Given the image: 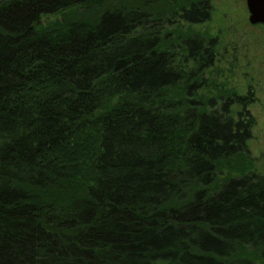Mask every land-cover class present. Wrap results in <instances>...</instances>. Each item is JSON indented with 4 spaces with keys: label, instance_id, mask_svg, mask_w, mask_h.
I'll return each instance as SVG.
<instances>
[{
    "label": "trees",
    "instance_id": "1",
    "mask_svg": "<svg viewBox=\"0 0 264 264\" xmlns=\"http://www.w3.org/2000/svg\"><path fill=\"white\" fill-rule=\"evenodd\" d=\"M197 1L0 0V264H264L255 96Z\"/></svg>",
    "mask_w": 264,
    "mask_h": 264
},
{
    "label": "rangeland",
    "instance_id": "2",
    "mask_svg": "<svg viewBox=\"0 0 264 264\" xmlns=\"http://www.w3.org/2000/svg\"><path fill=\"white\" fill-rule=\"evenodd\" d=\"M245 1L211 0L210 20L193 29L207 32L219 44L214 66L217 82L239 94L248 89L254 93L250 111L255 126L248 150L256 170L264 174V26L249 23Z\"/></svg>",
    "mask_w": 264,
    "mask_h": 264
},
{
    "label": "water",
    "instance_id": "3",
    "mask_svg": "<svg viewBox=\"0 0 264 264\" xmlns=\"http://www.w3.org/2000/svg\"><path fill=\"white\" fill-rule=\"evenodd\" d=\"M250 24H264V0H246Z\"/></svg>",
    "mask_w": 264,
    "mask_h": 264
},
{
    "label": "flooded vegetation",
    "instance_id": "4",
    "mask_svg": "<svg viewBox=\"0 0 264 264\" xmlns=\"http://www.w3.org/2000/svg\"><path fill=\"white\" fill-rule=\"evenodd\" d=\"M205 1H208V3H209V5H210V7H211V14H212V3H211V0H198L197 1V3H201V2H205ZM245 4H246V1H245ZM246 8H247V4H246ZM247 11H248V8H247ZM248 13H249V11H248ZM211 14H210V18H211ZM249 16H250V14H249ZM210 18H209V20H210ZM248 19H249V17H248ZM208 20V21H209ZM207 21V22H208ZM249 21V20H248ZM206 23V22H205ZM251 25H253V24H251ZM255 25H262V26H264V24H261V23H258V24H255Z\"/></svg>",
    "mask_w": 264,
    "mask_h": 264
}]
</instances>
